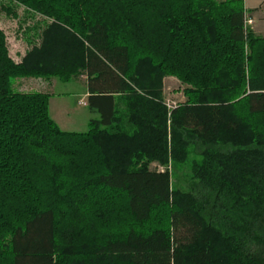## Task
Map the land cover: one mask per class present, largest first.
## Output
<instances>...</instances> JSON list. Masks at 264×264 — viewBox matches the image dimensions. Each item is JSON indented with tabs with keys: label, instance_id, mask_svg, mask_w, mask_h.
I'll return each mask as SVG.
<instances>
[{
	"label": "trees",
	"instance_id": "obj_1",
	"mask_svg": "<svg viewBox=\"0 0 264 264\" xmlns=\"http://www.w3.org/2000/svg\"><path fill=\"white\" fill-rule=\"evenodd\" d=\"M13 1L43 18L19 63L0 29V264H264V38L243 0ZM83 74L84 132L11 87ZM165 75L186 85L170 108Z\"/></svg>",
	"mask_w": 264,
	"mask_h": 264
},
{
	"label": "rangeland",
	"instance_id": "obj_2",
	"mask_svg": "<svg viewBox=\"0 0 264 264\" xmlns=\"http://www.w3.org/2000/svg\"><path fill=\"white\" fill-rule=\"evenodd\" d=\"M225 1V0H216ZM245 8V29L255 36L264 38V0H243ZM7 9L14 10L15 15ZM38 13L27 9L13 0H0V29L3 30L11 59L19 63L27 51L39 43L40 19ZM85 75H78L69 81L57 77H19L12 79L11 87L18 92H39L49 96V113L55 123L63 131L84 132L88 129V121L98 118L96 112L90 111L85 104ZM182 83L175 75L162 78V92L165 104L170 108L187 99ZM51 98V99H50ZM125 120V119H124ZM122 118V122H124ZM118 124V121H117ZM152 168L162 169L153 163Z\"/></svg>",
	"mask_w": 264,
	"mask_h": 264
},
{
	"label": "crops",
	"instance_id": "obj_3",
	"mask_svg": "<svg viewBox=\"0 0 264 264\" xmlns=\"http://www.w3.org/2000/svg\"><path fill=\"white\" fill-rule=\"evenodd\" d=\"M83 96L85 97V101H83V102H85V106H87V105H86V100H87L86 81H85V85H84V93H83ZM50 99H51V98H50ZM49 104H50V101H49Z\"/></svg>",
	"mask_w": 264,
	"mask_h": 264
},
{
	"label": "built area",
	"instance_id": "obj_4",
	"mask_svg": "<svg viewBox=\"0 0 264 264\" xmlns=\"http://www.w3.org/2000/svg\"><path fill=\"white\" fill-rule=\"evenodd\" d=\"M83 104H85V102H82Z\"/></svg>",
	"mask_w": 264,
	"mask_h": 264
}]
</instances>
